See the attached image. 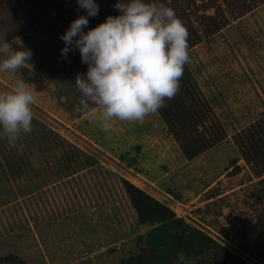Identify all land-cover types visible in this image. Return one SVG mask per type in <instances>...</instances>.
I'll return each instance as SVG.
<instances>
[{
	"label": "rangeland",
	"instance_id": "1",
	"mask_svg": "<svg viewBox=\"0 0 264 264\" xmlns=\"http://www.w3.org/2000/svg\"><path fill=\"white\" fill-rule=\"evenodd\" d=\"M152 2L173 8L185 24L189 85L224 131L192 158V136L173 131L161 109L143 122L114 118L107 132L94 119L98 108L78 110L74 83L87 65L78 50L63 57L60 39L84 14L77 0H0V40L33 52L16 73H0V91L22 79L35 97L32 131L14 144L0 139V264H126L152 226L140 221L125 179L246 263L264 264L254 257L264 258V142L252 161L244 150L247 130L264 127V0ZM116 3L98 0L89 27L118 15ZM17 29L24 31L14 36ZM211 117L204 116L207 125ZM173 264L228 263L208 254L180 255Z\"/></svg>",
	"mask_w": 264,
	"mask_h": 264
},
{
	"label": "clouds",
	"instance_id": "2",
	"mask_svg": "<svg viewBox=\"0 0 264 264\" xmlns=\"http://www.w3.org/2000/svg\"><path fill=\"white\" fill-rule=\"evenodd\" d=\"M84 14L70 22L61 34V55L78 50L87 71L77 74L81 112H95L105 132L114 118L143 122L165 107L180 90L184 65L189 62V32L173 8L152 0H117L118 15L89 27V18L99 14L98 0H77ZM33 55L29 48L13 49L0 40V73H16ZM35 101L33 89L17 80L0 91V139L15 143L32 131ZM95 106V107H94Z\"/></svg>",
	"mask_w": 264,
	"mask_h": 264
},
{
	"label": "trees",
	"instance_id": "3",
	"mask_svg": "<svg viewBox=\"0 0 264 264\" xmlns=\"http://www.w3.org/2000/svg\"><path fill=\"white\" fill-rule=\"evenodd\" d=\"M38 20L35 19L34 22ZM23 31V29H17L13 35L17 36ZM189 82L190 71L188 67H184L180 90L170 101H166L168 103H165V107L161 108V112L173 131H181L178 132V135L185 139L189 135L192 136L194 148L188 147L186 152V155L192 158L224 138V131L219 122L216 123L217 116L209 102L205 101V97L199 96L196 86L190 87ZM208 114L215 120L210 125L204 121V116L207 117ZM201 127H203L202 130H200ZM205 129H208L211 135L208 140L205 137ZM252 129L247 130L251 136L245 137L248 148L244 149L247 159L251 161L254 159L249 156L260 152L259 144L264 142V127L261 130L258 127L255 130ZM124 184L140 221L152 226L149 232L143 236L145 245L136 255L126 261V264H173V259L180 255L186 259H200L208 254H210L211 260L217 263L248 264L241 256L213 239L200 228L187 222L183 217H177L170 207L138 185L127 179L124 180ZM259 236L263 235L260 233ZM262 247L264 248V243H262ZM262 247L260 246V249H263ZM254 257L264 262L263 256L258 253H255Z\"/></svg>",
	"mask_w": 264,
	"mask_h": 264
}]
</instances>
